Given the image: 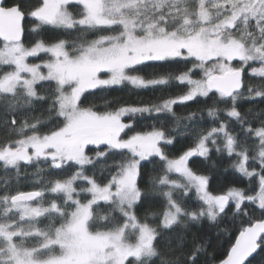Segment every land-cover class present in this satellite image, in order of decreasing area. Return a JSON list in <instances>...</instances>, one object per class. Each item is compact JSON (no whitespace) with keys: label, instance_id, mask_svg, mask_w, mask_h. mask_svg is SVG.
Here are the masks:
<instances>
[{"label":"snow or ice","instance_id":"snow-or-ice-1","mask_svg":"<svg viewBox=\"0 0 264 264\" xmlns=\"http://www.w3.org/2000/svg\"><path fill=\"white\" fill-rule=\"evenodd\" d=\"M70 5L78 6L75 13ZM26 20L35 37L28 45ZM46 31H80L96 38L48 41L42 36ZM146 62L183 63L187 70L149 79L139 75ZM245 68L261 79L248 87V98H264V0H37L31 6L25 0H0V96L11 97L0 162L17 173L22 165L40 163L60 170L41 188L12 194L6 187L0 195V264H151L159 255L156 241L162 232L185 218L216 224L229 214L239 219V230L223 259L210 258L209 244L201 241L168 264H264V120L253 128L236 106ZM197 70L202 77L192 79ZM172 81L187 85V91L159 104L104 111L82 106L89 90L125 82L137 89L167 87ZM210 94L217 98L208 116L215 121L224 112L240 132L233 134L221 120L175 157L166 151L174 137L166 134L162 121L160 127L153 123L150 130L133 131L134 122L123 120L145 113H155L157 120L174 117V105ZM220 103L223 109L216 106ZM37 104L47 105L46 122L20 113ZM250 137L258 141L251 156ZM209 143L218 153L237 157L233 167L249 179L247 190L210 193V178L189 167L190 158L209 157ZM114 154L122 160L104 169L107 177L89 174V168L106 164ZM142 162L156 164L153 171L162 173L150 177L147 190L140 187ZM41 171L37 167V174ZM149 192H159L166 204L162 213H148L142 220L135 209ZM191 193L199 202L194 210L183 204ZM149 215L158 218V227L147 222Z\"/></svg>","mask_w":264,"mask_h":264},{"label":"trees","instance_id":"trees-1","mask_svg":"<svg viewBox=\"0 0 264 264\" xmlns=\"http://www.w3.org/2000/svg\"><path fill=\"white\" fill-rule=\"evenodd\" d=\"M6 4H11L13 0H4ZM37 0H25V3L29 6L35 4ZM78 6L70 5L69 11L75 13ZM32 28V22L30 20L25 21V44L28 45L32 40L34 34L30 35ZM44 39L53 41L57 38L66 39L69 43H79L82 40H92L95 37L92 33H82L80 31H72L71 33H63L58 31H46L42 33ZM46 58V57H45ZM32 62L40 61L38 58H31ZM238 66V65H237ZM253 66L258 67V64ZM191 67V65H188ZM183 63L177 64L173 62H146V65L142 67V71L139 75L145 78H153L159 75L167 74H179L182 71H186ZM250 68H245L244 72V87L242 89V95L237 100V108L242 115L245 116L248 123L253 128H257L264 120V98L249 99L248 87L257 86L261 83L259 77L250 76ZM202 73L198 70L192 74V78H201ZM187 91V85L179 84L178 81H172L169 86L137 89L128 84L127 82L121 85H114L103 90H89L82 97L84 103L83 107H94L98 111L118 109L121 106H142L159 104L163 99L175 98L184 94ZM216 96L210 94L209 98L198 97L193 101H188L183 104H176L173 106L175 116L164 115L157 120L156 114L149 116L145 113L143 116L137 115L135 117H125V121L128 123L134 122L133 131H147L150 130L149 125L155 123L157 127L161 126L163 122V128L167 135L174 137V145L168 146L166 151L170 157H175L181 154L182 151L188 148L194 147L196 143V137L199 134L206 132L213 126L218 127L221 120L228 122L229 131L233 134L240 132L239 125L235 121L227 119L224 112H219V119L213 120L208 116V108L213 106V101L216 100ZM11 101V97L4 98L0 96V142L8 137L9 133L7 128L3 125L4 113L7 105ZM218 108L223 109L225 105L220 103L216 105ZM47 105L37 104L34 109L25 112L23 109L20 113L28 116L29 119L39 118L42 122H46L48 113L44 111ZM190 114H194L193 119L189 120ZM179 118L177 122L176 118ZM18 120L22 118L18 114ZM133 132H128V135ZM243 140V136L240 137ZM218 146H223L221 138L217 137ZM258 141L255 137L248 139L249 155H254V145ZM91 147V146H90ZM210 149L209 157H192L190 158L189 167L198 174L206 175L210 178L209 191L212 194H224L230 187H237L241 189H248L250 187L249 179L237 172L233 167V163L237 160L235 155L229 157L227 153H218L216 147L211 143L208 145ZM91 155V153H89ZM122 156L114 154L108 157L106 164L98 165L95 170L89 168L88 172L91 174L93 171L96 173L98 180H102L103 177L109 175L106 168H112L116 163L121 162ZM143 163V182L140 184L142 189L147 190L150 187L149 180L152 176H159L162 173L160 171H153L157 167L156 164ZM252 161L250 159L249 166L251 170ZM37 167L42 171L37 174ZM257 170L259 165H256ZM60 170H50L49 167L40 163L39 165L21 166L19 173L15 169H5L0 162V195L4 194L5 188L14 194L17 190L31 191L44 186V183L53 178L52 173L59 172ZM172 178H177L175 174ZM255 181H253V185ZM179 197V193H176ZM190 199L185 198L183 201L184 206L188 210H194L198 207L199 202L196 199L194 193L190 194ZM166 201L159 192H149L145 203L138 205L135 209L136 215L144 219L148 213L156 212L162 213L165 207ZM255 206H252L254 208ZM250 208V211H252ZM259 216V210H255L254 213ZM148 223L153 227H158V218L148 216ZM47 221L41 222L40 227H44ZM239 219L233 220L231 214L225 216L218 223L213 224L207 219L199 221H188L186 218L179 226H174L173 229L162 232L156 241V247L159 255L154 257L151 264H168L169 261L176 259L182 255V252H188L191 250L194 243L205 241L209 244L207 252L209 257L215 256L217 260L223 259L230 245L235 242L238 236ZM183 244L181 249L180 245ZM204 257H201V261Z\"/></svg>","mask_w":264,"mask_h":264},{"label":"rangeland","instance_id":"rangeland-1","mask_svg":"<svg viewBox=\"0 0 264 264\" xmlns=\"http://www.w3.org/2000/svg\"><path fill=\"white\" fill-rule=\"evenodd\" d=\"M46 58H47V57H46ZM29 62H30V63H36V62H32V61H31V58H29ZM40 62H41V61H37V63H40ZM233 63H234V65H236V66L239 64V62H237V61H234ZM249 72H250V71H249ZM201 77H202V75H201ZM102 78H107V76L104 75V74H102ZM192 79H200V78H192ZM125 83H126V82H125ZM123 120H124L125 123H128V122L125 121V117L123 118ZM122 135H123V134H122ZM125 138H126V137H125Z\"/></svg>","mask_w":264,"mask_h":264},{"label":"water","instance_id":"water-1","mask_svg":"<svg viewBox=\"0 0 264 264\" xmlns=\"http://www.w3.org/2000/svg\"><path fill=\"white\" fill-rule=\"evenodd\" d=\"M242 80H243V84H244V73H243V76H242ZM243 89V88H242ZM242 91V90H241Z\"/></svg>","mask_w":264,"mask_h":264}]
</instances>
